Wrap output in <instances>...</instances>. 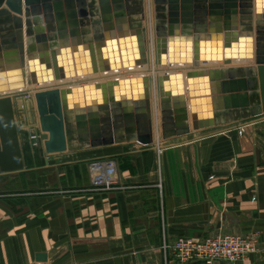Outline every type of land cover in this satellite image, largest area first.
Masks as SVG:
<instances>
[{"label":"water","instance_id":"water-1","mask_svg":"<svg viewBox=\"0 0 264 264\" xmlns=\"http://www.w3.org/2000/svg\"><path fill=\"white\" fill-rule=\"evenodd\" d=\"M148 4L0 0V175L26 168V106L15 92L31 98L33 135L47 157L150 147L264 117V0ZM73 79L81 84L50 86Z\"/></svg>","mask_w":264,"mask_h":264},{"label":"crops","instance_id":"crops-1","mask_svg":"<svg viewBox=\"0 0 264 264\" xmlns=\"http://www.w3.org/2000/svg\"><path fill=\"white\" fill-rule=\"evenodd\" d=\"M31 131L20 132L25 170L0 175V264H165L164 237L219 234L256 236L257 252L240 264H264V117L150 147L49 157ZM104 159L134 188L87 191L90 163Z\"/></svg>","mask_w":264,"mask_h":264},{"label":"built area","instance_id":"built-area-1","mask_svg":"<svg viewBox=\"0 0 264 264\" xmlns=\"http://www.w3.org/2000/svg\"><path fill=\"white\" fill-rule=\"evenodd\" d=\"M240 134L244 133L241 128ZM31 138L37 145L38 136ZM91 186L86 189L90 192L106 193L114 190L126 191L134 187L121 183L117 169V163L113 159L96 160L89 165ZM156 187L162 191V184ZM136 188V187H135ZM81 192V190H76ZM256 236H244L236 234H219L204 240H194L180 237L174 242H169L164 237L161 246L165 264H240L247 257L258 250Z\"/></svg>","mask_w":264,"mask_h":264},{"label":"bare ground","instance_id":"bare-ground-1","mask_svg":"<svg viewBox=\"0 0 264 264\" xmlns=\"http://www.w3.org/2000/svg\"><path fill=\"white\" fill-rule=\"evenodd\" d=\"M148 5L150 6V0H148ZM150 29V32H151V28H149ZM151 38H152V36H151ZM154 65V64H153ZM168 65H172V64H168ZM211 65H223V64H215V63H213V64H211ZM146 69L145 68H140V70L139 69H135L133 72H129V71H125V70H123L122 72H121V74L120 73H115V74H111V75H109V76H107V77H105V76H101V75H94V76H91L90 78H88L87 79V82H93L95 79H98V80H100V81H107L109 78H121V77H125V78H127V77H135V76H137V75H139V74H143L144 73V71H145ZM163 71H168V69H166V68H162L161 69V71H159L160 73L161 72H163ZM182 71V69L180 70V72ZM162 74V73H161ZM111 78V79H112ZM77 81H79L78 79L76 80V79H73V80H68V81H66V82H55V83H53V84H51L50 86L52 87H57V86H60V85H70V86H72V85H76V84H81V82H79V83H77ZM46 87V86H45ZM35 89L36 88H28L27 89V91L26 92H28L27 94L29 95V94H31V90L32 91H35ZM15 93H17V94H15V95H12V96H16L17 95V98L18 99H20V102H25V104H26V106H27V112H29V114L31 115V98L29 97V96H24V94H21L22 92H15ZM24 97H23V96ZM32 95V94H31ZM20 97V98H19ZM26 97H29V98H27L26 99ZM29 110V111H28ZM28 123H29V125H31V123H30V120L28 119ZM30 127V129L33 127V128H35L33 125H32V127L31 126H29ZM31 137L33 138L34 136H33V134H32V132H31Z\"/></svg>","mask_w":264,"mask_h":264},{"label":"rangeland","instance_id":"rangeland-1","mask_svg":"<svg viewBox=\"0 0 264 264\" xmlns=\"http://www.w3.org/2000/svg\"><path fill=\"white\" fill-rule=\"evenodd\" d=\"M31 109H32V108H31ZM20 117H21V116H20ZM34 118L37 119V115H36L35 112H34V114H33V117L31 116V121H30L31 123H34V121H35ZM24 120H25V119H24ZM27 120H28V119H27ZM24 123H25V127H23V128H24V129H30L29 126H31V125H29V123H28L26 120L24 121ZM34 129H35V128H34ZM30 130H33V129L31 128ZM31 132H32V131H31ZM33 132H34V130H33ZM33 132H32V134H33ZM31 138H32V137H31ZM32 143H34V141H33ZM24 148H25V149H24V151H25L24 153L27 154V155H30V154H31V156H32V152L35 153V151H37V150H35V151L32 150V149H31V146H29L28 143H25V144H24ZM37 153H38V152H36V154H37Z\"/></svg>","mask_w":264,"mask_h":264}]
</instances>
